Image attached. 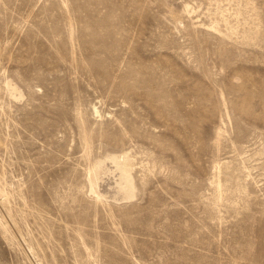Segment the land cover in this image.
I'll use <instances>...</instances> for the list:
<instances>
[{
	"label": "rangeland",
	"instance_id": "1",
	"mask_svg": "<svg viewBox=\"0 0 264 264\" xmlns=\"http://www.w3.org/2000/svg\"><path fill=\"white\" fill-rule=\"evenodd\" d=\"M0 264H264V0H0Z\"/></svg>",
	"mask_w": 264,
	"mask_h": 264
},
{
	"label": "bare ground",
	"instance_id": "2",
	"mask_svg": "<svg viewBox=\"0 0 264 264\" xmlns=\"http://www.w3.org/2000/svg\"><path fill=\"white\" fill-rule=\"evenodd\" d=\"M15 91L16 89L13 88ZM93 114L96 117H102V114L96 105H93ZM113 163L120 172V181L118 183L119 191L123 193L125 199L132 198L135 193V183L132 176L133 163L127 154H121L113 157ZM102 168V163L98 162L88 168L89 180L91 182V191L101 200L103 197L95 187V181L98 178V172Z\"/></svg>",
	"mask_w": 264,
	"mask_h": 264
}]
</instances>
